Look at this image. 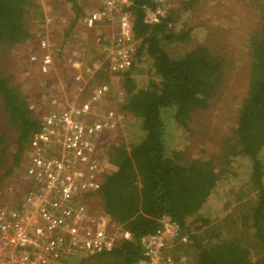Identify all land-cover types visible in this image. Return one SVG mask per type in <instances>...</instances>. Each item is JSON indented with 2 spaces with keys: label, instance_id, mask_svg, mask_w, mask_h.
Segmentation results:
<instances>
[{
  "label": "trees",
  "instance_id": "1",
  "mask_svg": "<svg viewBox=\"0 0 264 264\" xmlns=\"http://www.w3.org/2000/svg\"><path fill=\"white\" fill-rule=\"evenodd\" d=\"M129 1L131 5L126 10L133 15L129 30L137 45L132 68L118 82L122 102L115 105L130 118L125 131L130 137L127 136V146L111 145L105 152L109 168L96 194L100 201L94 207L107 216L114 228H121L124 237L111 249L79 259L78 264L104 259L103 264H137L143 259L140 238L153 233L162 216L177 222L180 237L189 235L190 240L198 237L205 227L218 220V215L214 217L211 213L221 208L223 190L226 197L231 194L227 185L229 178L237 176V161L249 167L247 182L254 192L255 203L249 215L241 211L234 220L235 215L231 214L230 227L224 230L231 232L235 226L246 229L250 223L260 253L244 248L236 240L208 246L193 243L194 264H264V14L246 38L248 63L244 65L248 70L243 73L246 89L240 95L230 135H223L218 141V163L212 159L181 160L180 151L171 148L173 136L189 130L188 123L194 114L212 103L227 106L235 102L236 95L231 92L238 89L231 87L227 77L233 70L229 45L206 42L172 56L168 52L170 47L186 40L188 32H174V20L166 13L157 23H144L142 7L155 8V0ZM31 6V0H0V61L9 55L11 48L31 39L24 22ZM69 70L74 76L70 66L60 69V75L65 79ZM139 71L142 79L135 77ZM13 79L8 74L0 76V106L6 114L9 132L15 135L20 156L38 130L40 117L32 111L34 108H30ZM98 79L110 83L108 75ZM111 94L112 91L107 97L112 104ZM4 141L0 135V146Z\"/></svg>",
  "mask_w": 264,
  "mask_h": 264
},
{
  "label": "built area",
  "instance_id": "2",
  "mask_svg": "<svg viewBox=\"0 0 264 264\" xmlns=\"http://www.w3.org/2000/svg\"><path fill=\"white\" fill-rule=\"evenodd\" d=\"M93 1L96 9L83 23L88 29L108 27L99 39L101 55L93 64L71 61L74 92L46 101L50 110L29 140L17 178V186L26 185L23 197L0 206V264H78L79 259L111 249L124 237L104 213H90L87 205L100 190L108 169L105 152L114 145L106 148L102 142L123 134L129 121L115 105L123 99L120 88L114 92L116 101L107 104L111 85L119 86L120 79L107 84L98 77L118 79L131 69L137 41L129 30L133 19L126 10L129 0ZM142 11L146 24L157 23L165 15L158 4L143 6ZM38 50L40 54H31L28 60L45 76L53 65L50 43L41 38ZM15 189L10 185L6 193H21ZM177 240H181L177 222L163 216L153 233L140 238L143 259L137 264L184 263V258L175 261L167 252Z\"/></svg>",
  "mask_w": 264,
  "mask_h": 264
},
{
  "label": "rangeland",
  "instance_id": "3",
  "mask_svg": "<svg viewBox=\"0 0 264 264\" xmlns=\"http://www.w3.org/2000/svg\"><path fill=\"white\" fill-rule=\"evenodd\" d=\"M154 2L163 8L164 13L172 16L174 32L177 34L188 32L186 40L170 47L168 51L170 55H181L196 44L206 42L214 46L229 45V59L233 63V70L227 77L231 87L238 89L231 92L232 95H236L235 102H229L227 106L226 103H212L207 109L196 112L192 121L188 123L189 130L178 131L171 141L174 144L171 148L180 151L181 160L212 159L213 162L218 163L220 156L218 141L223 135H230L234 127L233 117L240 95H243L246 89V81L243 77V73L248 70L244 65L246 61L248 63L246 38L260 23L261 15L264 14V1L252 3L249 0H155ZM31 3L32 6L27 9L24 16L25 26L31 39L11 48L9 55L8 53L5 55L0 61V76L6 74L13 76V82L19 84L21 92L23 91L27 101L34 108L32 111L41 119L50 110L46 101L52 97H69L74 92L73 72L70 70L65 72L64 79L63 75H60V69L69 66L73 60L80 61L82 65L93 64L101 55L99 39L108 31V27L100 25L88 29L84 25L83 19L96 9L93 0H31ZM39 14L42 15V19ZM41 38L50 43L53 59L52 69L45 76L38 74L36 67L28 60L31 54L38 53V40ZM14 63H17L16 66L19 65L18 71L15 70ZM135 77L142 79L143 75L139 71ZM119 79L110 80L116 84ZM115 86L111 85L113 92L111 97L114 98L112 104L116 101L114 92L119 88ZM107 104H111L110 100ZM0 135L5 139L0 146V149L3 148L0 150V206L3 207L14 204L19 198L18 194L8 195L6 189L10 185L18 184L17 178L22 172L28 146L24 153H21L24 155L21 159V154L20 156L17 154L19 152L14 142L15 135L9 132L6 114L1 106ZM127 136L130 137L127 133H123L108 137L103 140V146L108 148L111 143L115 145L124 143L127 146L129 142ZM235 166L238 167L235 171L237 176L229 178L227 185L232 190L231 194L226 197V191L223 190L221 208L211 213L214 217L218 215V220L205 227L198 237L192 239L193 241L190 240L189 235H185V238L177 240L172 245V249L174 247L177 251L173 249L174 251L170 253L171 258L177 261L179 256H183L186 259L184 263H180L179 260L178 263L194 264L193 243L208 246L223 240H236L244 248L260 253L258 240L250 229V223L246 229L235 226L231 232L224 230L230 227L228 217L231 214L235 215L234 220L241 211L249 215L255 203L254 192L250 190L251 186L247 182L249 167L240 161H237ZM240 183L241 186H238ZM15 192H18L17 187ZM98 201L100 200L97 198L88 200L87 207L90 212L95 211L94 207ZM211 214L210 216L213 217ZM186 238L188 242L185 241ZM105 260L99 262L90 260L87 264H103ZM110 262L115 263L113 260Z\"/></svg>",
  "mask_w": 264,
  "mask_h": 264
},
{
  "label": "clouds",
  "instance_id": "4",
  "mask_svg": "<svg viewBox=\"0 0 264 264\" xmlns=\"http://www.w3.org/2000/svg\"><path fill=\"white\" fill-rule=\"evenodd\" d=\"M129 120H130V118H129ZM129 122H130V121H128V125H127V127L129 126ZM126 129H127V128H126ZM125 131H126V130H125ZM123 133H125V132H123ZM121 136H122V135H121ZM114 145H115V144H114ZM106 170H107V169H106ZM25 186H26V185H22V184H21V185H18V186H13V187H17L18 190L21 192V193L19 194V198H18V199H20V198H21L20 195H22V194L24 193V191H25ZM7 188H8V187H7ZM21 190H22V191H21ZM18 199H17V200H18ZM162 217H163V216H162ZM162 217H161V218H162ZM161 218H160V219H161ZM160 219H159V220H160ZM171 219H172V218H171ZM159 220H158V223H159ZM173 221H174V220H173ZM183 238H185V237H184V236H181V239H183ZM186 239H187V238H186ZM179 241H180V240H179ZM179 257H180V258H184L183 256H179ZM184 259H185V258H184ZM185 261H186V259H185Z\"/></svg>",
  "mask_w": 264,
  "mask_h": 264
},
{
  "label": "crops",
  "instance_id": "5",
  "mask_svg": "<svg viewBox=\"0 0 264 264\" xmlns=\"http://www.w3.org/2000/svg\"><path fill=\"white\" fill-rule=\"evenodd\" d=\"M108 168H109V165H108ZM12 205V204H11ZM95 211L94 212H97V209H94ZM93 211L92 212H90V213H94Z\"/></svg>",
  "mask_w": 264,
  "mask_h": 264
},
{
  "label": "bare ground",
  "instance_id": "6",
  "mask_svg": "<svg viewBox=\"0 0 264 264\" xmlns=\"http://www.w3.org/2000/svg\"><path fill=\"white\" fill-rule=\"evenodd\" d=\"M15 185V184H14ZM17 186V185H16Z\"/></svg>",
  "mask_w": 264,
  "mask_h": 264
}]
</instances>
